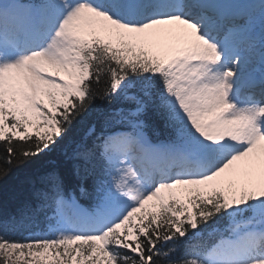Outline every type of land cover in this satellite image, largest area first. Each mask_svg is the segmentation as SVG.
<instances>
[{"label":"snow or ice","instance_id":"obj_1","mask_svg":"<svg viewBox=\"0 0 264 264\" xmlns=\"http://www.w3.org/2000/svg\"><path fill=\"white\" fill-rule=\"evenodd\" d=\"M85 120L90 206L42 176L0 264H264V0H0V180Z\"/></svg>","mask_w":264,"mask_h":264},{"label":"trees","instance_id":"obj_2","mask_svg":"<svg viewBox=\"0 0 264 264\" xmlns=\"http://www.w3.org/2000/svg\"><path fill=\"white\" fill-rule=\"evenodd\" d=\"M99 88L102 90L103 85ZM113 105H117L118 102L113 101ZM97 107L104 105L103 101L96 102ZM149 124L151 125V134L154 138L161 140H167L169 138V131L164 127L162 122L157 118L150 115ZM88 121H81L76 125L71 137L65 144L56 151L43 157L37 163H29L27 165H21L13 167L7 177L0 180V222L8 219H15L22 230L16 231L15 236H19L20 233L26 228H31V223L38 221L37 215H25L26 206H30L35 209L38 204L41 203L36 198V191L44 185L40 183V178L48 173H54L60 177L63 182L64 194L77 192L78 185H84L88 191H92L95 181V173L92 174L89 171H85L82 162L73 158V151L80 143L81 139H87L86 128ZM2 154V153H0ZM2 163V161H0ZM78 184V185H75ZM78 193V192H77ZM74 194V193H73ZM86 203L90 205L91 199L86 197ZM50 209L45 208L42 213L48 212ZM39 212V213H40ZM34 217L30 223L29 218ZM209 222L208 227L215 225ZM2 225V224H1ZM0 225V233L8 234ZM187 251L182 247L179 255H183Z\"/></svg>","mask_w":264,"mask_h":264},{"label":"rangeland","instance_id":"obj_3","mask_svg":"<svg viewBox=\"0 0 264 264\" xmlns=\"http://www.w3.org/2000/svg\"><path fill=\"white\" fill-rule=\"evenodd\" d=\"M2 223H3V222H0V225H1ZM215 234H220V232H219V231H216ZM215 234H214V235H215Z\"/></svg>","mask_w":264,"mask_h":264}]
</instances>
